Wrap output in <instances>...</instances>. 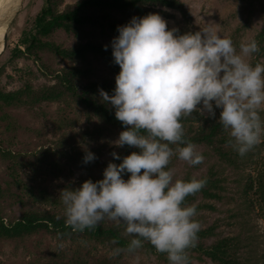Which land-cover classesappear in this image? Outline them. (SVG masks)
Masks as SVG:
<instances>
[{
	"label": "clouds",
	"instance_id": "clouds-1",
	"mask_svg": "<svg viewBox=\"0 0 264 264\" xmlns=\"http://www.w3.org/2000/svg\"><path fill=\"white\" fill-rule=\"evenodd\" d=\"M117 32L110 41L119 66L115 87L111 95L99 93L123 125L112 143L138 151L122 158L112 152L120 162L109 161L101 179L61 189L64 222L77 232L94 230L106 219L123 225L130 239L112 249L113 257L148 242L169 264H190L188 249L195 247L201 225L196 204L185 200L207 180L177 178L169 167L173 157L190 166L204 160L185 140L181 118L199 112L215 119L241 157L264 142V63H252L261 49L255 38L237 49L211 25L180 33L156 12L133 16ZM95 159L85 149L84 163Z\"/></svg>",
	"mask_w": 264,
	"mask_h": 264
},
{
	"label": "rangeland",
	"instance_id": "rangeland-1",
	"mask_svg": "<svg viewBox=\"0 0 264 264\" xmlns=\"http://www.w3.org/2000/svg\"><path fill=\"white\" fill-rule=\"evenodd\" d=\"M7 0H0V8ZM76 0H60L57 10ZM188 9L189 17L179 11L169 9L165 18L168 27L184 26L191 31L211 25L221 35L230 37L239 47L242 40L255 38L261 51L254 55L252 63H264V28L261 3L263 0H181ZM45 0H24L22 8L8 26L0 27V88L4 91L16 90L26 85L39 90L51 85L55 75L63 68L74 67L80 76L77 81H97L112 79L108 63L98 55L87 54L76 60L63 59L52 52L40 53V61L22 56L12 58V50L20 44L25 31H34V18ZM7 34L6 46L3 45ZM113 36L106 30L87 28L82 37L56 31L48 40L71 48L90 41L111 47ZM263 45V48H262ZM264 112H261V117ZM264 119V118H263ZM121 129L105 124L93 115L84 112L69 99L42 101L33 106H12L0 108V147L6 152L0 155V215L6 222L18 218L25 209H57L63 211L59 197L65 187H79L86 179H100L103 169L112 161V152L121 153L123 147L112 142ZM203 154L201 164L190 166L186 162L173 159L171 168L176 177L182 178L187 171L199 178L207 170H219L222 177L220 199H201L212 208L197 212L196 219L202 228L214 222L216 235L206 239V243L227 236L238 235L244 246L240 253L256 264H264V219L260 216L252 192L248 191V175H255L257 166L234 168L222 163L217 155L206 146L196 145ZM85 149L92 151L96 159L93 165L80 160ZM79 158V159H78ZM92 164V163H91ZM105 225H115L110 220ZM77 249L69 240L59 241L47 232L25 237L22 240H0V264H27L30 261L46 260L55 253ZM86 249L94 257L103 256L118 259L121 264H169L159 261L154 254L143 250L134 253L122 252L111 255L112 248L97 244ZM190 264H216L208 258H193Z\"/></svg>",
	"mask_w": 264,
	"mask_h": 264
},
{
	"label": "trees",
	"instance_id": "trees-1",
	"mask_svg": "<svg viewBox=\"0 0 264 264\" xmlns=\"http://www.w3.org/2000/svg\"><path fill=\"white\" fill-rule=\"evenodd\" d=\"M59 3L60 0H45V4L34 18V31L23 32L20 38L23 49L16 46L12 50V58L25 56L40 61V53L48 51L63 59L76 60L90 53L103 58L108 63L114 77L82 83L77 81L80 76L78 69L63 68L55 75L54 83L39 90H33L28 85L11 91H4L0 88V108L33 106L42 101H58L66 98L87 114L122 130L123 125L115 118L114 109L102 101L99 93V90L103 89L109 95L112 94L115 87V75L119 72V66L113 62L111 47L108 46L106 50L105 45L87 41L71 48H64L48 39L58 30L82 37L87 28L106 30L115 37L118 35L117 26L128 23L133 16L156 12L165 19L169 17L168 11L164 10L167 8V10L179 11L184 17H189L188 9L181 0H76L65 5L61 10H57ZM261 9L264 20V0L261 3ZM177 28L180 33L191 31L184 26ZM263 38L264 28H262V42ZM218 115L219 110H217ZM263 118L264 115H262ZM181 123L185 140L194 145L206 146L217 155L222 163L242 169L257 166L255 175H248L247 188L252 192L251 203L257 204L259 214L264 219V142L241 157L233 150L227 133L215 119L202 116L199 112H193L189 116L182 117ZM5 151L0 147L1 156L6 154ZM131 151H138V149L125 145L119 156L122 158ZM84 154L85 152L80 153L81 161H84ZM112 162L119 163L120 161L112 159ZM95 163L92 161L90 165ZM218 172L219 170L210 167L203 176H200L199 178H206V185L199 192L186 197L185 204H193L198 198L220 199L219 192L224 187L222 177L218 175ZM192 176L191 172L187 171L182 179H189ZM124 178L127 179V174ZM91 180L98 179L92 178ZM196 206L197 212L203 208H212L208 202H198ZM215 225L217 224L214 222L207 227H201L195 247L188 249L190 263L193 258L205 257L216 264H256L240 253L244 243L238 235H227L207 244L206 239L216 235ZM41 232H47L59 241L69 240L77 246V249L72 250L71 248L68 251L55 253L46 260L30 261L27 264H121L118 259L94 257L86 246L101 244L112 249L117 246L126 247L130 239L124 235L123 225L108 226L103 221L94 230L73 231L65 224L63 211L57 209L28 208L18 218L8 222L0 215V240L18 241ZM113 241L117 243L114 244ZM137 250H143L147 255L154 254L159 261H168L166 254L158 253L148 242H144L143 246Z\"/></svg>",
	"mask_w": 264,
	"mask_h": 264
},
{
	"label": "water",
	"instance_id": "water-1",
	"mask_svg": "<svg viewBox=\"0 0 264 264\" xmlns=\"http://www.w3.org/2000/svg\"><path fill=\"white\" fill-rule=\"evenodd\" d=\"M24 0H7L0 8V27L8 26L11 20L22 8ZM7 34L4 33L3 45L6 46Z\"/></svg>",
	"mask_w": 264,
	"mask_h": 264
}]
</instances>
